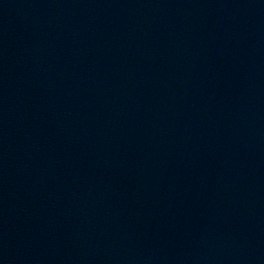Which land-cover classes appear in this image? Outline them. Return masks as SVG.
<instances>
[{
  "label": "water",
  "instance_id": "water-1",
  "mask_svg": "<svg viewBox=\"0 0 264 264\" xmlns=\"http://www.w3.org/2000/svg\"><path fill=\"white\" fill-rule=\"evenodd\" d=\"M0 264H264V0H0Z\"/></svg>",
  "mask_w": 264,
  "mask_h": 264
}]
</instances>
